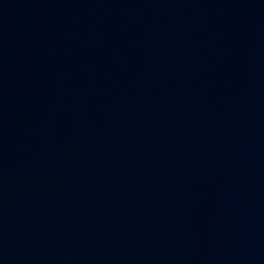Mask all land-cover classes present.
Listing matches in <instances>:
<instances>
[{
	"label": "water",
	"instance_id": "95a60500",
	"mask_svg": "<svg viewBox=\"0 0 264 264\" xmlns=\"http://www.w3.org/2000/svg\"><path fill=\"white\" fill-rule=\"evenodd\" d=\"M0 264H264V0H0Z\"/></svg>",
	"mask_w": 264,
	"mask_h": 264
}]
</instances>
